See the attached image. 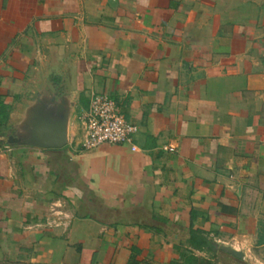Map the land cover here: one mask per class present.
I'll use <instances>...</instances> for the list:
<instances>
[{
  "label": "crops",
  "instance_id": "crops-1",
  "mask_svg": "<svg viewBox=\"0 0 264 264\" xmlns=\"http://www.w3.org/2000/svg\"><path fill=\"white\" fill-rule=\"evenodd\" d=\"M97 94L132 144L80 149ZM61 100L65 147L10 142ZM190 227L264 264V0H0V262L171 264Z\"/></svg>",
  "mask_w": 264,
  "mask_h": 264
},
{
  "label": "built area",
  "instance_id": "built-area-1",
  "mask_svg": "<svg viewBox=\"0 0 264 264\" xmlns=\"http://www.w3.org/2000/svg\"><path fill=\"white\" fill-rule=\"evenodd\" d=\"M79 120L82 151L94 150L104 144H132L138 132V128L126 120L117 102L106 94H97ZM133 149L137 148L133 146Z\"/></svg>",
  "mask_w": 264,
  "mask_h": 264
},
{
  "label": "water",
  "instance_id": "water-1",
  "mask_svg": "<svg viewBox=\"0 0 264 264\" xmlns=\"http://www.w3.org/2000/svg\"><path fill=\"white\" fill-rule=\"evenodd\" d=\"M55 101V100H54ZM57 110H50L39 123L31 126L29 137L23 140L13 139L11 143H23L41 148H63L68 142V126L70 109H64L65 101L54 102ZM14 140V141H13ZM222 249L238 260H244L245 254L230 245H223Z\"/></svg>",
  "mask_w": 264,
  "mask_h": 264
},
{
  "label": "trees",
  "instance_id": "trees-1",
  "mask_svg": "<svg viewBox=\"0 0 264 264\" xmlns=\"http://www.w3.org/2000/svg\"><path fill=\"white\" fill-rule=\"evenodd\" d=\"M190 250H185L181 254L180 261H174L171 264H212L211 260L219 251H223L218 244L209 239L201 230L189 229V238L186 242ZM194 251L205 253L208 258H199Z\"/></svg>",
  "mask_w": 264,
  "mask_h": 264
},
{
  "label": "rangeland",
  "instance_id": "rangeland-1",
  "mask_svg": "<svg viewBox=\"0 0 264 264\" xmlns=\"http://www.w3.org/2000/svg\"><path fill=\"white\" fill-rule=\"evenodd\" d=\"M234 245L239 248V245L235 244ZM180 261V260H179ZM212 264H259L256 260L254 259H248L246 261L243 260H238L233 256H230L228 253L224 251H219L215 254L213 259L211 260ZM0 264H23V263H17V262H9V261H3L0 262ZM136 264V263H134Z\"/></svg>",
  "mask_w": 264,
  "mask_h": 264
}]
</instances>
